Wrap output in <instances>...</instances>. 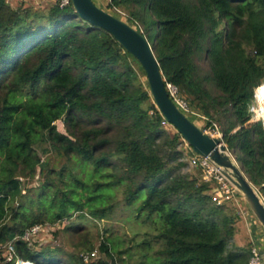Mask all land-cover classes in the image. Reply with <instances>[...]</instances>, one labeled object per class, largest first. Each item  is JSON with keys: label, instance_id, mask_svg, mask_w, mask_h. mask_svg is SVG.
I'll list each match as a JSON object with an SVG mask.
<instances>
[{"label": "trees", "instance_id": "1", "mask_svg": "<svg viewBox=\"0 0 264 264\" xmlns=\"http://www.w3.org/2000/svg\"><path fill=\"white\" fill-rule=\"evenodd\" d=\"M107 7L140 25L165 86H176L207 119L185 115L197 126L200 119L202 129L216 123L264 198V129L248 111L264 83V0H109ZM142 76L138 60L71 3L14 7L0 0V245L12 241L34 264H84L81 253L94 248L87 238L78 253H67L50 242L30 246L22 235L74 211L84 217L85 207L103 218L113 207L104 201L119 189L155 230L153 264H247L250 248L232 243L233 215L207 192L203 176L199 182L184 170L191 152L162 124ZM42 142L82 173L68 170L65 180L63 166L62 184L51 178L30 194L24 180L48 167L36 148ZM75 225L63 229L80 233ZM98 252L92 264L106 263L101 253L114 261L107 237Z\"/></svg>", "mask_w": 264, "mask_h": 264}, {"label": "rangeland", "instance_id": "2", "mask_svg": "<svg viewBox=\"0 0 264 264\" xmlns=\"http://www.w3.org/2000/svg\"><path fill=\"white\" fill-rule=\"evenodd\" d=\"M105 1L109 2V0ZM49 2L52 1L39 0V2H36V0H13L11 5L14 7L20 5L39 7L40 5H45ZM107 3L105 7L110 9L107 7ZM97 5L101 7L100 4ZM153 22L154 21L152 20L151 24L148 26L149 34L152 36V38L156 34V26ZM141 79L144 83L147 82L145 76H142ZM197 122L200 125L204 124L200 119H197ZM204 125V129H206L208 133L215 137H221L220 132L215 131L212 127ZM166 128L173 132L177 131L172 125H168ZM186 143L187 142L184 140V145H186ZM36 148L40 156L43 159H48L49 162L48 167H46V170L43 174L37 173L33 178L24 180L25 183L23 185L28 189H31L30 194L39 192L43 183L50 180L51 178L54 179L56 184H62L60 177L58 176V172H60V169L63 166H65L63 175L65 180L70 178L69 175L67 176L65 174V172H68V170H72L75 173H82L81 167L78 163L76 164L74 161H68L67 163L66 159L57 155V153L54 152L47 143L42 142L38 144ZM44 148H49V151L43 152ZM186 160L188 161V158ZM50 168H53L55 172L49 173ZM184 170L191 176L197 178L199 182L202 181L203 175L199 168L193 167L188 163ZM205 182H207L211 188L207 192L213 196V182L210 180H206ZM56 188H50L49 190L50 192H53L56 190ZM63 189L65 188L63 187L62 190ZM26 194H29V192H26ZM113 195V199H107L104 201L105 205H113L105 217L95 218L89 214V210L87 207H85L83 209V212H85L84 217H78V212L74 211L71 219H65L61 222L54 223V230L51 229L48 234L40 235L36 238V240L41 238L42 240H40L39 244L50 242L51 245L58 244V246L64 252L78 253L80 249L84 248L82 243H85V238L89 239L95 248L98 247L101 241V236H103L104 238H108L110 251L112 252L114 259V261H112L110 257L106 256L104 253H101L100 260L106 262L104 264H153V259L155 257L154 251L157 249L156 243L152 241V234L155 232L153 226L149 225L148 222H143L140 217H137L135 209L137 202L133 205H126L123 195L119 189H115L113 191ZM262 199L264 200L263 197ZM82 200L85 201L84 196ZM223 205L234 217L235 233L232 240L233 244L250 248V241L247 240V232H250V234L253 236L264 238L263 227L238 190L234 192V198ZM70 222H75V226H80V233L69 232L63 229L67 224H70ZM246 225L248 229H246ZM148 240H151L149 241V244H142L143 241ZM77 244L78 246L76 247Z\"/></svg>", "mask_w": 264, "mask_h": 264}, {"label": "water", "instance_id": "3", "mask_svg": "<svg viewBox=\"0 0 264 264\" xmlns=\"http://www.w3.org/2000/svg\"><path fill=\"white\" fill-rule=\"evenodd\" d=\"M75 11L93 26L101 27L132 54L146 73L150 94L163 117L176 128L182 139L192 150L207 156L222 171L242 194L247 205L264 229V200L257 188L229 152L222 136L215 137L205 132L188 118L171 100L159 62L152 46L143 32L107 9L99 7L93 0H71Z\"/></svg>", "mask_w": 264, "mask_h": 264}, {"label": "built area", "instance_id": "4", "mask_svg": "<svg viewBox=\"0 0 264 264\" xmlns=\"http://www.w3.org/2000/svg\"><path fill=\"white\" fill-rule=\"evenodd\" d=\"M12 4L11 0H7ZM28 1V0H21ZM52 2H58L61 6H65L71 3V0H49ZM39 2V0H36ZM41 6V5H40ZM37 7V6H34ZM112 12V10L117 11L120 17L127 21V14L118 8L107 9ZM137 29L140 28L138 23L133 24ZM142 31V30H141ZM166 88L171 100L175 105L185 114H192L200 117L204 121L207 119L197 110L193 109L188 102L183 98L176 86L171 83L166 84ZM248 111L253 119L260 120L263 124L264 129V83H260L253 92L252 102L249 104ZM162 124L164 126L171 125L164 117L162 119ZM213 128L218 131L216 123H213ZM205 132L208 133L206 129L203 128ZM219 132V131H218ZM210 134V133H209ZM211 135V134H210ZM187 149L191 152L188 157L189 165L197 167L201 170L202 175L205 180H210L213 182V198L217 204H225L234 198V192L237 190L233 183L222 173L221 169L211 161L207 156H202L195 153L192 148L186 143ZM54 224V223H53ZM52 223H37L28 227L22 238L28 242L30 246L34 243H39L40 239H37L40 235L48 234L51 229L54 228ZM53 226V227H52ZM54 230V229H53ZM0 256L3 257L4 262H10L11 264H34L30 260L22 259L16 252V249L12 241L0 245ZM84 264H92L93 261L99 256L98 247L93 248L91 251L81 253ZM247 264H264V238L253 236L250 234V256Z\"/></svg>", "mask_w": 264, "mask_h": 264}, {"label": "crops", "instance_id": "5", "mask_svg": "<svg viewBox=\"0 0 264 264\" xmlns=\"http://www.w3.org/2000/svg\"><path fill=\"white\" fill-rule=\"evenodd\" d=\"M94 2H96V4H100L101 5V8H104V9H106V3L108 2V1H105V0H93ZM11 2H13V0H11ZM200 126V128L202 127V125H199ZM246 229H248L247 228V225H246ZM234 238V237H233ZM247 240L248 241H250V232H247Z\"/></svg>", "mask_w": 264, "mask_h": 264}]
</instances>
